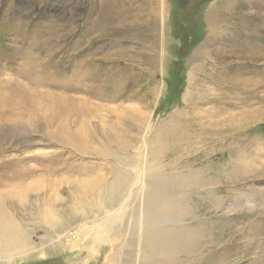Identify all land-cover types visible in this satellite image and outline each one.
<instances>
[{"label": "rangeland", "instance_id": "rangeland-1", "mask_svg": "<svg viewBox=\"0 0 264 264\" xmlns=\"http://www.w3.org/2000/svg\"><path fill=\"white\" fill-rule=\"evenodd\" d=\"M227 1L123 0L117 26L109 0H9V27L0 25V78L27 87L28 97L23 106L0 110V149L38 171L21 180L0 171V197L17 221L34 229L38 251L0 264L136 263L138 248L131 252L118 229L100 234L103 224L87 214L81 199L106 188L95 185L111 180L119 153L144 167L154 162L153 148L164 169L243 170L246 179L237 172L234 195L252 199L244 221L253 226L261 217L264 223V206L257 209L264 205V6L235 7L217 24L222 38L216 40L209 15ZM5 3L0 0V19ZM18 23L25 25V37L17 39ZM246 24H257V31L243 33ZM40 28L48 40L28 43L26 34ZM36 78L43 82L36 85ZM233 88L242 102L220 104L230 101ZM179 123L192 126L190 143L160 139ZM53 155L57 172L39 173L36 158ZM24 192L28 200L21 203ZM53 203L58 219L70 221L58 236L51 235L44 214ZM112 216L107 212L105 219L111 223ZM261 231L235 236L239 249L223 264H259ZM54 240L55 249L42 251Z\"/></svg>", "mask_w": 264, "mask_h": 264}, {"label": "bare ground", "instance_id": "bare-ground-1", "mask_svg": "<svg viewBox=\"0 0 264 264\" xmlns=\"http://www.w3.org/2000/svg\"><path fill=\"white\" fill-rule=\"evenodd\" d=\"M109 1L116 9L112 25H120L123 0ZM134 3L135 1L132 2ZM147 3L150 5L153 0H147ZM5 5L0 25L6 24L9 27V0H6ZM242 5L258 8L264 6V0L234 2L228 0L221 9H216L209 15L210 36L220 40L222 36L217 33V24L227 18L226 14L228 15L231 10ZM19 24L15 29L17 39L25 37L22 33L25 25ZM250 25L246 24L247 29L242 32L250 33L251 36L257 31V24ZM104 27V25L100 26V29L103 30ZM33 32L31 35L26 34L28 43H35L39 39L42 40V37L48 40L43 35L45 33L41 32V28ZM231 37V44H235L234 36ZM248 53L252 54V52ZM21 74L26 77L28 75L24 72ZM41 81L42 79H38L35 84L42 83ZM216 86L220 85L216 83ZM26 88L9 77L0 78V110L9 109V106L13 107V104L23 106L28 97ZM235 90L238 88H233L228 94L229 102H220V104L233 107L242 102L240 97H234ZM56 113H59V110ZM259 116L262 117V115ZM192 129L189 124L185 126L184 123H179L177 126L171 124L168 126L169 134L160 139L166 142L172 138L179 142L190 143L193 140ZM1 131L4 133V130ZM77 146H82V143L79 142ZM150 154L154 162L144 167L139 160L131 161L129 158L120 156L119 153L115 158L118 164L112 168L111 180L103 179L95 185L101 188L106 186V188L101 190L100 194H96L92 188L93 191L89 196L85 193L81 197L82 204L87 207V214L90 216L97 214L96 219L103 224V227L99 229L100 234L112 236L118 229L119 233L126 235L131 252L134 248H138V261L135 263V260L130 258L123 264H223L235 249H239L235 248L236 242L233 240L235 236L239 234L250 236L252 230L256 228L263 230L260 233L264 232L261 217L260 222L253 226L251 220L244 221L251 215L252 206L249 204L252 199L248 196L237 198L234 195L237 174L240 173V178L246 179L245 171L239 172L235 167L229 170H217L211 167L194 169L187 166L164 169L158 164V152L152 148ZM54 155L48 159L36 158V161L41 164L39 173L55 174L57 172L59 160ZM0 160V171H3V175L8 179L9 172L12 173L11 179L21 180V178L35 175L38 171L25 169L22 166L26 161L25 158L5 155L2 149H0ZM223 184L224 188L220 186ZM222 192L227 194L226 197L220 195ZM22 195L21 203H25L28 200V192ZM263 195L259 199L260 202L264 201ZM260 206L264 205L259 204L257 209ZM10 210L5 198L0 197V263L30 256L38 251L33 246L34 229H29L25 224L17 221ZM107 212L113 214L114 219L111 223L105 219ZM44 214L45 220L49 221L46 223L49 224L52 236L60 235L70 224V221L63 217L58 219L61 215L54 203ZM116 220H120L122 224L115 225ZM226 233H229L231 240L223 239ZM57 244H59L58 241H51L50 246L42 248V251L53 250ZM259 264H264V256Z\"/></svg>", "mask_w": 264, "mask_h": 264}]
</instances>
